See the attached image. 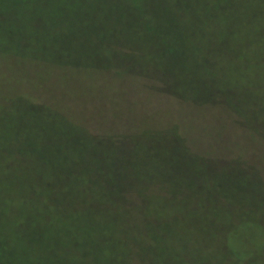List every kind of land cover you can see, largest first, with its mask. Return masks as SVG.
Wrapping results in <instances>:
<instances>
[{"label":"rangeland","instance_id":"1","mask_svg":"<svg viewBox=\"0 0 264 264\" xmlns=\"http://www.w3.org/2000/svg\"><path fill=\"white\" fill-rule=\"evenodd\" d=\"M135 1L0 22V189L73 217L65 264H264V0Z\"/></svg>","mask_w":264,"mask_h":264},{"label":"trees","instance_id":"2","mask_svg":"<svg viewBox=\"0 0 264 264\" xmlns=\"http://www.w3.org/2000/svg\"><path fill=\"white\" fill-rule=\"evenodd\" d=\"M35 1L40 2V0H0V22H9L10 24L13 17L18 13H16L17 9L15 7L21 6L22 3L24 5H30ZM41 1V5L50 6L58 0ZM131 2L132 4L136 3L135 0H131ZM216 2L218 3L214 5L215 8L223 6V0ZM9 24L7 26L0 24V34L2 36H6L4 32L10 29ZM19 27L21 26L19 25ZM258 32L264 38L263 31ZM192 41L191 39H187L184 45ZM166 44L168 47H171V42L168 39ZM184 45L182 47H185ZM179 57L184 58V54ZM225 85H223L222 89H224ZM28 177L29 179L25 182L26 187L24 186L22 188L24 195L22 198H17L18 201H16L21 202L19 205L12 204L14 201L10 200V196L7 195L9 193V187L7 185H3V189H0V264H40L41 257L38 251L46 253L47 255L52 251L56 253L53 256L49 255L53 259H49L47 256L45 259L42 257L44 264H60L57 263V258H60L65 264L66 260L71 259L75 234L69 233L68 231L69 228H73L72 224L74 219L72 216H68V212L59 211V208L53 206V201H51L49 196L42 198L39 189L35 190L32 185V180L34 179L31 180L30 175ZM47 194L49 193L47 192ZM41 212L43 215L54 217H51L53 221L48 223L47 228H44L45 226L40 225L41 222L36 220V218H40ZM24 215L27 217L23 218ZM63 225L66 228L65 232H62ZM50 229L58 230L62 234L58 240L50 235L48 232ZM63 235L66 236V239H63ZM53 244L58 247L60 246L59 254L53 247Z\"/></svg>","mask_w":264,"mask_h":264}]
</instances>
